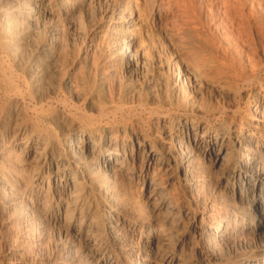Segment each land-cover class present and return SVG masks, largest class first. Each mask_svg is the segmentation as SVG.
Segmentation results:
<instances>
[{"label":"rangeland","instance_id":"374dc122","mask_svg":"<svg viewBox=\"0 0 264 264\" xmlns=\"http://www.w3.org/2000/svg\"><path fill=\"white\" fill-rule=\"evenodd\" d=\"M179 1H185L184 6L176 7L178 14L170 18L158 16L167 0H140L138 11L130 15L122 11L120 0H85L75 4L65 16L54 13L19 21L14 38L20 40L19 52L24 54L22 68L38 54L35 58L42 59L40 63L44 61L50 82L46 77L44 82L29 80V93L23 99L16 98L25 105L24 114L14 113L8 119L9 108L2 104V125L9 132L30 123L38 129L56 131L53 118L66 113L84 115L95 127L132 125L138 141L145 146L123 175L103 177L101 173L88 172L84 162L75 167L77 182L85 186L94 208L100 210L112 193L115 203L126 210L131 208L130 224L147 218L142 236L148 228L156 230L154 240L142 254L126 264H168L171 254L175 257L173 264H248L253 254L264 257V232L257 235L251 225L241 224L239 217L243 209H248L251 195L241 191L244 179L239 182L234 178L241 173L235 169L241 158H255L250 165L254 174L264 159V103L256 111L252 108L264 87V0H196L194 15L188 0ZM4 7L0 0V10ZM132 20L137 21L133 38L132 34L110 31L111 26L121 28ZM130 42L135 51L131 59L124 50ZM239 59L251 80L239 82L236 89L231 72L223 71V64ZM187 71H193V80L184 74ZM64 78L65 83L61 81ZM211 110L214 112L204 120L202 114ZM180 121L197 125L196 134L187 140L192 146L187 145L190 167L185 170L177 169V158L169 163L165 159L170 154V140L179 147L176 127ZM165 125L170 127V134L164 133ZM221 133L225 135L223 139L219 138ZM11 136L6 138L8 146ZM208 143L212 144L211 149ZM261 178L264 187V174ZM262 189L254 192L255 201H264ZM1 201L2 194L0 264H28L33 260L80 264L85 253L60 226L45 227L37 219L15 224L12 216L2 211ZM224 218L235 230L233 238L224 246H218L212 237L210 242L202 240ZM131 242L135 244L137 239ZM158 249L160 252L155 255ZM205 251L214 262L205 259ZM257 264H264V258Z\"/></svg>","mask_w":264,"mask_h":264},{"label":"bare ground","instance_id":"6f19581e","mask_svg":"<svg viewBox=\"0 0 264 264\" xmlns=\"http://www.w3.org/2000/svg\"><path fill=\"white\" fill-rule=\"evenodd\" d=\"M79 1L85 0H2L5 7L3 10H0V176L2 177V181L0 183V194H2L1 206L3 209L2 211L6 215L10 214L12 216L15 224L25 223L30 220L37 219L38 221L40 220L45 227L60 226L64 231V234L71 236L78 244V247H80L85 253L83 257H81L83 259L81 262H79L80 264H126V262L130 260L132 262L142 254L148 243L154 240L156 230L153 228H148L147 233L142 236V233L145 230L147 218L145 217V220L144 218L138 220L136 219L133 224H130L132 222V219H130L129 217L128 210H130L131 208L126 210L127 207L123 209V207L115 203L116 201H113L115 195H112V193L108 197V201L106 202V204L100 210L94 208L89 195L86 193V190L84 188L85 186L83 187L80 183L77 182L75 167L81 162H84L88 164V166H86L88 172L101 173L102 175H104L103 177H105V175L107 174H112L114 177L122 174L123 171H128L132 166L135 157L140 151H142V148L145 146V143L138 141L137 130L134 129L132 125L128 126V124L117 126L112 123V126L102 125L100 127H95L92 120H89L88 118L86 119L84 115L74 116V113H66V115L63 114L64 116H60L59 118H53L57 126V129H55L56 131L44 130L42 128L38 129L36 126L30 123L23 125L15 132H9L7 128V130H4V125H2L1 121L3 115L2 104L7 105L9 108L7 117H11L14 113L17 115H20L21 113L24 114L26 107L23 104H19V102L16 101V98L18 97L23 99L24 95L29 93V90L32 86V83L29 80H31L32 78L38 81L42 80L43 78L48 76L47 73L49 72H47L46 70L48 69L46 68V65L44 66L43 64L44 61L40 63L42 59L39 61L37 58H35L38 54L30 58L29 56H26L29 59L27 60V62H25V69L22 68V64L24 63L22 56L24 54L22 55V52H19L22 48L19 49L20 45L17 44L18 39L14 38L16 31L15 28L19 26V21L21 22L22 20H26L27 22V20H33V18L37 15L48 17L52 16L54 13L58 14L59 16H65L67 15V12H69V10L73 9L75 4H78ZM120 1V7L122 8V11L128 12L129 15L131 14L130 12H137L139 7L141 6L140 0ZM158 1L162 2L164 0ZM183 2L185 3V1ZM184 3L179 0H167V6L159 10L158 16L162 18H170L172 16H175L179 12L176 7L180 8L182 7V5L184 6ZM187 3L189 4H187L188 6H192V15L196 14V0H188ZM254 13L256 15V12ZM198 16H200V14ZM55 18H57V16ZM209 19L212 20L213 18L210 17ZM136 23L137 21H133L132 23H128L121 28L116 25L114 27L111 26L112 28L110 27V31L111 29H115L116 31H122V34L131 35L133 30L135 29ZM197 23H199V21ZM211 24L213 25V20ZM114 32L115 31H113L112 34ZM131 36L133 38V34ZM28 37L26 36V39H28ZM124 50L128 58L131 59L135 52L134 44H132L131 42L128 43V46ZM223 50L225 49L223 48ZM230 50L231 49L229 48V52ZM227 57L229 58V56ZM228 62V64H223V71L226 70L228 72L229 70V72H231L230 75L233 76L232 80H234L235 87L237 86V84H239V82H249L251 80L247 74L248 69L246 70V66L244 67V63H241V60L237 62ZM254 66L255 65H253V67ZM184 74L192 77V80L194 79L193 71L192 74L188 71L184 72ZM49 78L46 77L48 81ZM61 81L65 83L66 80L64 78ZM67 81H71V79H68ZM238 87H236V89ZM261 88L262 89L259 98L253 101L252 108L255 111L257 109V106L259 108V106L264 103V87L262 86ZM2 93L3 96H1ZM9 94H11V96ZM256 103L258 105H256ZM62 105L64 107L66 106V104ZM112 110H114V108ZM119 111H121V109ZM115 112L116 111H114L113 114H115ZM213 112L214 111L211 110L210 112H206L205 114L201 113L202 115H204L203 119L206 120L207 115ZM233 113L237 114V111ZM108 114H110V111ZM108 114L104 113V115ZM250 116L251 115L249 113L246 117L249 119ZM254 120L257 119L254 118ZM95 123H97L96 120ZM177 124V144L179 147L176 148V146L172 143L173 141L170 140V154L168 157H165V159L167 160V163H169L170 161L176 160L177 158V169L185 170L189 166L190 160H188L189 156H187L186 154V152L188 151L187 148L192 146L190 145V141L187 140H190V137L196 134L197 125L194 123L189 124L187 122L181 121ZM163 128L165 130L164 133L170 134L169 126L166 127L165 125ZM121 134L123 135V137H121L122 139H120ZM10 135H12L11 144L8 146V144L6 145V138H8V136ZM224 136V133H221L219 138L223 139ZM251 136H253V134ZM107 139H109V141L106 142ZM162 140L163 137L161 141ZM188 144L189 147L187 146ZM211 146L212 144L208 143L207 147L209 149H211ZM262 154V151L259 152L260 156ZM254 160V157H248L246 155L245 157L237 161L235 163V169H238L241 173L234 179L235 181L239 182L241 181V179H244L241 191L251 195V199H247L248 209H245V211L242 208V215L241 217H239L240 222L243 225H251L252 230L258 235L261 234L262 231L264 232V201H255V193L258 190L259 192H261V190H263L262 188H264L262 186L263 179L261 178L264 174V159L259 161L260 168L256 171V174H254L250 168V165L254 163ZM109 185L111 184L109 183ZM119 189L121 190L122 188ZM104 195H106V193ZM90 196L92 198V195ZM164 206L166 207V205ZM233 215L235 216V213H233ZM130 216H132V213ZM139 216L140 218L142 217L141 215ZM97 217L99 219L98 223L96 219ZM230 226L231 225H229L227 223V220L224 218L214 228L213 232H208V234L205 235L202 240L208 242L213 240L215 243H217L218 246H224L234 236L235 230L231 228L232 226ZM27 227L29 228L28 225ZM37 229L38 228H36V230ZM32 230L34 231V229ZM210 237H212V240L210 239ZM135 239H137V243L134 244L131 241ZM158 252H160L159 249L155 251V255ZM204 256L209 263L214 262V258L212 255H210L209 252L205 251ZM262 258L264 257L260 254H253L248 259V264H257L262 260ZM167 259L168 264H173L175 261V257L173 256V254L169 255ZM34 261L35 260L28 264H47Z\"/></svg>","mask_w":264,"mask_h":264}]
</instances>
